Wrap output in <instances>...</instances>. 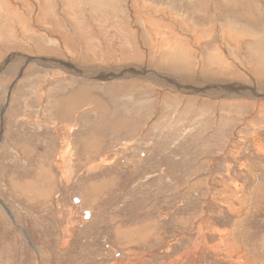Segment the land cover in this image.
Returning a JSON list of instances; mask_svg holds the SVG:
<instances>
[{
	"label": "rangeland",
	"instance_id": "374dc122",
	"mask_svg": "<svg viewBox=\"0 0 264 264\" xmlns=\"http://www.w3.org/2000/svg\"><path fill=\"white\" fill-rule=\"evenodd\" d=\"M145 69L257 81L264 0H0V264H264V100Z\"/></svg>",
	"mask_w": 264,
	"mask_h": 264
},
{
	"label": "bare ground",
	"instance_id": "6f19581e",
	"mask_svg": "<svg viewBox=\"0 0 264 264\" xmlns=\"http://www.w3.org/2000/svg\"><path fill=\"white\" fill-rule=\"evenodd\" d=\"M150 36V35H149ZM178 46V45H177ZM178 53V52H177ZM183 55V54H182ZM104 56V55H103ZM45 61V60H44ZM183 61V60H182ZM53 65L55 66H62L63 64L59 63V62H54V61H50ZM121 62V61H120ZM173 62V61H172ZM50 63V64H51ZM175 63V62H173ZM43 64V63H42ZM51 64V65H52ZM60 64V65H59ZM133 64V63H132ZM138 64V63H137ZM172 64V63H171ZM188 64V63H187ZM143 65V63L141 64V66ZM177 65V64H176ZM88 66V65H86ZM85 66V67H86ZM112 66V65H111ZM129 66V65H128ZM132 66V65H130ZM139 66V65H138ZM145 66V64L143 65ZM142 66V67H143ZM179 66V65H178ZM11 67V66H10ZM64 67V66H63ZM67 67V66H66ZM73 67V66H72ZM101 67V66H100ZM115 67V66H114ZM119 67V66H118ZM127 67V66H126ZM170 67V66H169ZM9 68V67H8ZM59 68V67H57ZM65 68V67H64ZM68 68V67H67ZM84 68V67H83ZM89 68V67H88ZM113 68V67H112ZM120 68V67H119ZM133 68V67H132ZM131 68V69H132ZM140 68V67H139ZM183 68V67H182ZM62 69V68H61ZM82 69V68H81ZM148 69V68H147ZM147 69H145V71H135L132 73H129L128 71L125 70V74L122 77H126V78H139L142 79L143 81H151L154 85H157L158 87H160L161 89H171V90H176V91H180L183 93H189V94H194V93H198V94H205V95H209L212 98H216V97H221V98H226V99H232V100H237L238 98L244 97V98H259V100L263 101L264 100V76H262L261 74V78L252 81L251 78H246L247 81H239L238 83H235L233 85H226L225 82H221L222 80H218L216 78H213V80L211 79L209 84H205L204 81L202 82V85L200 86L201 89H199V87H195V86H191L192 82L188 81V78H182L184 76L189 75V73L191 74L192 72L196 71L197 69H194L190 66L185 65L184 66V70H189L188 74L185 75V71L183 72L184 74H179L180 79L176 80L175 76L177 74H175V76L173 74H171V77H168L165 79H162V76L160 75L161 73H150L148 71H146ZM156 69V68H155ZM154 69V70H155ZM159 70V68H157ZM170 69H172V72H180L181 69H179L177 66H173L171 65ZM12 70V69H11ZM75 70V69H74ZM91 70V68H90ZM110 70V69H109ZM112 70V69H111ZM165 70V69H164ZM92 71V70H91ZM105 71V69H104ZM113 71V70H112ZM121 71V70H120ZM76 72V71H75ZM78 72V71H77ZM94 72V71H93ZM92 72V73H93ZM103 72V71H102ZM114 72V71H113ZM112 72V73H113ZM152 72V71H151ZM154 72V71H153ZM162 72V71H161ZM208 73H210L209 71H206ZM79 73V72H78ZM216 73V72H215ZM248 73V72H247ZM115 75V74H114ZM102 76L104 77L103 73ZM120 76V75H119ZM168 76V75H167ZM203 76V75H202ZM248 76V75H247ZM259 76V75H258ZM102 77V78H103ZM106 79H108L109 77L105 76ZM196 77V76H195ZM115 78V77H114ZM190 78V77H189ZM263 78V79H262ZM111 79V78H110ZM202 79V78H201ZM122 80V79H121ZM191 80V79H190ZM193 80V79H192ZM207 80V79H206ZM182 81V82H181ZM198 81V80H197ZM195 80V82H197ZM198 83V82H197ZM196 83V85H197ZM204 83V84H203ZM246 84V85H245ZM262 85V89H260L258 87V85H260L261 87ZM152 85V84H151ZM193 85V84H192ZM200 90V91H198ZM197 91V92H196ZM254 100V99H253ZM94 101V100H93ZM257 101V100H255ZM258 102V101H257ZM100 113V112H99ZM119 117V116H118ZM68 148V147H67ZM66 153L69 154L68 149H66ZM68 155L64 156L63 155V162L64 165L67 166L68 163ZM64 173V172H63ZM88 214V213H87Z\"/></svg>",
	"mask_w": 264,
	"mask_h": 264
}]
</instances>
